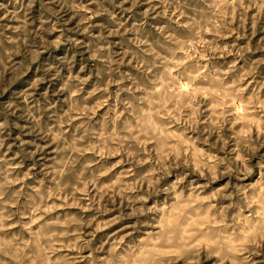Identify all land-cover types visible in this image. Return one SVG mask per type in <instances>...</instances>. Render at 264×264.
Instances as JSON below:
<instances>
[{
	"label": "rangeland",
	"instance_id": "374dc122",
	"mask_svg": "<svg viewBox=\"0 0 264 264\" xmlns=\"http://www.w3.org/2000/svg\"><path fill=\"white\" fill-rule=\"evenodd\" d=\"M0 264H264V0H0Z\"/></svg>",
	"mask_w": 264,
	"mask_h": 264
}]
</instances>
